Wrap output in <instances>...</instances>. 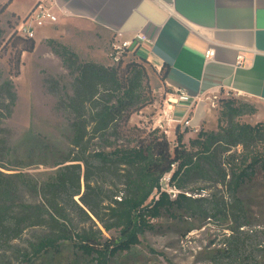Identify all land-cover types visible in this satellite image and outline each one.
<instances>
[{"label": "trees", "instance_id": "1", "mask_svg": "<svg viewBox=\"0 0 264 264\" xmlns=\"http://www.w3.org/2000/svg\"><path fill=\"white\" fill-rule=\"evenodd\" d=\"M2 34L0 30V50L5 45ZM17 39L10 41L14 75L21 53L35 47L32 38ZM46 42L72 76V93L62 101L71 116L70 150L52 156L54 173L41 183L19 171L8 175L1 171L7 163H16L12 158L16 148L8 144L2 127L12 113L16 92L11 74L3 77L0 70V250H10L12 241L38 227L42 233L32 234L26 247L13 252L23 264L52 258L64 248H71L82 261L108 264L138 245L139 236L153 230V220L163 213L208 214L202 200L182 192V180L195 174L220 183L240 206L245 185L264 176V122L238 119L254 114V105L221 99L217 130H200L186 144V129L177 126L170 143L159 127L130 123L133 113L153 102L146 65L164 82L168 64L156 70L133 52L128 60L125 54L119 62L105 65L81 60L53 39ZM166 90L170 91L167 86ZM167 174L166 185L180 190L175 198L162 190ZM22 188L40 197L41 203L25 202ZM68 208L92 226L77 230Z\"/></svg>", "mask_w": 264, "mask_h": 264}, {"label": "rangeland", "instance_id": "2", "mask_svg": "<svg viewBox=\"0 0 264 264\" xmlns=\"http://www.w3.org/2000/svg\"><path fill=\"white\" fill-rule=\"evenodd\" d=\"M4 1L7 5L19 6L21 10L36 2ZM1 5L0 30L3 31L5 45L0 50V70L3 77L11 74L16 92L12 113L2 122L8 144L16 148L12 157L16 163H7L1 171L6 175L19 171L41 183L54 173L55 168L50 159L55 153H67L70 150L71 138V116L62 101L72 93V76L46 40L53 39L67 46L81 60L107 65L112 63L108 51L113 36L99 29L87 32L61 30L57 24L35 28V47L31 52L21 53L19 72L14 75L13 66L9 62V54L14 53L10 41L21 37L16 27L22 18L9 13L6 4ZM129 54L124 60L131 58ZM153 67L156 69L154 65ZM146 69L150 76L153 102L133 113L130 123L150 129L154 127V119L163 110L164 99L171 90H166L165 83L149 66L146 65ZM218 97L216 107L205 97L201 99L204 113L196 132L183 122L179 124L180 131L186 129V144L196 137L200 130H217L221 99L235 98L245 103L242 98L232 93L220 94ZM191 115L192 112L187 116L188 120ZM238 119L250 124L264 122H253L252 115H242ZM171 129L172 127L170 133L161 129L170 143L174 140ZM223 165L228 170L226 163ZM169 176L170 174L164 176L162 190L171 198H175L180 190L166 185ZM182 184L185 187L182 192L202 200L199 203L207 209L208 214L190 216L181 211L163 213L153 220V230L139 236L138 245L130 252H123L111 258L108 264H264V176L259 175L256 180L245 185L239 195L242 199L240 206L235 205L229 189L220 183L195 177L193 174L182 180ZM21 197L25 202L41 203L40 197L23 188ZM216 210L221 212L217 213ZM68 213L77 230L92 226L91 221H83L75 209L68 208ZM92 219L97 223L93 217ZM39 233H42L41 228L29 229L21 238L10 243V250H0V264H21V259L13 254L14 250L26 247L32 234ZM44 259H37L33 264H93L80 260L71 248H64L52 258Z\"/></svg>", "mask_w": 264, "mask_h": 264}, {"label": "crops", "instance_id": "3", "mask_svg": "<svg viewBox=\"0 0 264 264\" xmlns=\"http://www.w3.org/2000/svg\"><path fill=\"white\" fill-rule=\"evenodd\" d=\"M52 2L57 20L48 25L57 24L61 30L99 29L112 36L120 32L124 38L142 32L151 39L150 44L136 46L133 52L157 70L168 64L165 85L171 91H185L174 104L177 121L171 126L172 133L181 124L179 120L188 119L190 112L191 126L197 128L204 113L201 99L212 94L232 93L254 104L253 122L264 121V0ZM35 3L21 10L0 0L9 13L21 18ZM208 49L214 53L206 59ZM238 55L242 56L240 64Z\"/></svg>", "mask_w": 264, "mask_h": 264}, {"label": "built area", "instance_id": "4", "mask_svg": "<svg viewBox=\"0 0 264 264\" xmlns=\"http://www.w3.org/2000/svg\"><path fill=\"white\" fill-rule=\"evenodd\" d=\"M56 20L57 17L53 12L52 0H39L35 3V5L28 12V14L19 21L16 30L20 36L34 39L36 36L35 28L43 27L46 24H53L54 22H56ZM150 43L151 39L142 32H137L129 38H124L122 33L115 32L109 44L108 57L112 63H117L123 58L125 54L132 53L135 49L134 47L143 44L148 45ZM213 53V49L206 50V59L212 57ZM241 61L242 56L238 55L237 63L240 64ZM183 95H185V91L181 88H176L166 94V98L164 99V108L158 114L157 119H155L154 127H159L164 132L168 133L172 124L177 121V119H175L173 116L174 104L177 98ZM218 96V94H212L206 96L205 98L210 101L213 107H216L219 98ZM179 122H183V124L191 128L192 131H197L196 127L191 126L190 120H179Z\"/></svg>", "mask_w": 264, "mask_h": 264}]
</instances>
